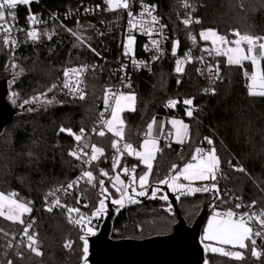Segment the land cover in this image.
Masks as SVG:
<instances>
[{"label": "trees", "instance_id": "obj_1", "mask_svg": "<svg viewBox=\"0 0 264 264\" xmlns=\"http://www.w3.org/2000/svg\"><path fill=\"white\" fill-rule=\"evenodd\" d=\"M159 5L165 21L169 25L171 43L179 41V52L187 47L188 30L178 20V10L172 6L175 0H153ZM86 2L94 0H45L39 8L50 11L78 10ZM199 15L200 30L214 29L221 35L232 37L231 30L264 36V0H202ZM47 32L40 31L37 41H32L22 35L13 47H0L5 55H15L24 65L25 73L14 83L8 101L14 108L35 92L44 91L54 84L64 69L84 64L88 61L107 59L105 69L111 70L118 58L122 56L123 15L121 12H106L86 16L77 23L66 21L44 26ZM42 28V29H43ZM79 30H76L78 29ZM41 29V30H42ZM71 30V31H69ZM79 31L84 36H73ZM76 33V32H75ZM80 37V39H77ZM83 41V43H82ZM90 45L91 47H88ZM95 49V52L92 51ZM99 53V55H96ZM179 54V53H178ZM178 54L173 55V47L166 57L155 67L152 74L137 76L133 92L136 93L134 111L124 112L126 124L124 139L134 148L140 139L145 137L148 124L157 116L166 120L171 113L165 106L169 99H192L199 110L184 120L189 125L190 139L183 144L172 143L171 146L161 143L153 163L152 174L149 176L150 185L170 174L172 165L182 167L191 157L194 149L199 147L209 150L208 137L213 140L221 161V170L227 178L219 179L221 189L220 203L213 202L210 213L214 208L230 207L228 193H234L244 201H257L256 207L264 208V97L251 96L248 93V79L244 75L249 63L241 68L228 65L226 60H220V79L213 95L203 94V81L197 74L196 67L191 65L182 75L175 73V63ZM6 58L0 59V69L5 65ZM264 67V61H261ZM183 78L182 82L179 79ZM114 81L107 75L88 77L87 92L84 100L70 99L56 87L53 91L60 98V105L47 110L18 113L13 122L0 136V191L16 192L22 200L33 201L35 222L33 229L37 232L42 256H36L26 246L19 250L22 257L14 254L13 264H84L83 241L81 227L69 223L65 208L47 211L45 193L47 190L62 184L67 178L74 176L78 170V160L69 155L75 139L60 128H70L75 133L80 129L90 130L99 120L100 109L104 104V90L113 85ZM17 97L12 101L11 97ZM145 129V130H144ZM143 131L141 136V132ZM114 136L106 132L97 136L95 142L103 149L102 157L94 164L96 170V186L85 191L86 205H77L74 198L67 200L69 207L79 208L80 213L92 219L91 213L96 208L95 194L101 180L99 167L102 165L109 174L112 173L108 160L112 152ZM31 152L32 156L28 153ZM129 159H132L129 157ZM128 159V160H129ZM243 166L253 179L242 172L234 171L229 166ZM127 159L122 162L125 165ZM144 170L138 167L135 175ZM253 180L260 181V187ZM108 192L118 194L112 187V180H107ZM158 186V185H157ZM211 193L201 192L189 199L197 203L193 212L197 213L208 202ZM183 200V199H182ZM137 203H129L115 210L113 218V239H147L153 236L169 234L178 221L175 214L165 210L169 205L160 198H139ZM222 201H228L224 203ZM183 216L187 223L184 209ZM200 210V211H201ZM75 217L78 218V213ZM24 219V218H23ZM26 223V221H25ZM101 222L92 219L90 225L98 230ZM24 224L13 222L0 217V255L5 248L4 237L17 236L23 233ZM7 233V235H5ZM66 241H72L70 249H66ZM250 245V243H248ZM244 260L224 256L208 250L209 264H260L251 255L250 246L243 251Z\"/></svg>", "mask_w": 264, "mask_h": 264}, {"label": "snow or ice", "instance_id": "obj_2", "mask_svg": "<svg viewBox=\"0 0 264 264\" xmlns=\"http://www.w3.org/2000/svg\"><path fill=\"white\" fill-rule=\"evenodd\" d=\"M31 3V0H0V38L3 40V44L5 46H15L16 40L11 38V31L14 27V24L9 23V19L11 21H15L16 14L15 9L18 5L24 4L28 5ZM106 3L111 7L113 0H106ZM116 7L123 8V9H129L130 3L129 0H119ZM184 7L189 8L191 7L190 4L187 3V0H184ZM145 12L147 15L151 16V20L153 23L158 22V18L156 16L152 15V10L154 8L150 9L148 6H144ZM129 17L133 16V13L131 11L128 12ZM144 13H141V16H143ZM29 20L32 24H36L39 21L37 18L33 15L29 17ZM182 23L185 26L191 25L193 23H200L199 19H194L191 14H188V17L183 19ZM130 27H136L135 24L132 23V20H129ZM163 27V26H161ZM71 31V30H69ZM73 36H76V33H72ZM28 37L35 40L38 38V33L33 30L27 33ZM232 36L236 37L235 39H229L226 35L219 34L214 29H206L202 30L199 33L200 38L203 41H211L212 48H204L202 49L203 52H207L209 55H212L213 52L216 56H223L226 58V63L230 66L235 65L239 66L241 68L244 67V62H250L252 65V71L249 73L247 70H245L244 75L248 79L247 88L248 93L251 96H261L264 97V67H261V61H264V36L260 35H252L249 33L241 34L239 31L234 30L231 33ZM77 39H80V37H77ZM190 39H192L193 43H196V37L190 36ZM134 42V37L129 35L127 39V44L125 46L124 54L128 55L133 51L132 45ZM83 43V41H82ZM153 45H156L158 47V42L153 40ZM179 41L174 42L173 46V55L176 54V47L178 46ZM88 47H91L88 45ZM259 49V51H257ZM93 52H95V49H92ZM96 55H99V53H96ZM155 59H158L159 57H154ZM200 61L204 60V57L201 56L199 58ZM186 60L191 61L192 57L190 52L186 54ZM133 65L137 63L135 59L132 60ZM184 63V61L177 60V67L176 71L182 72L183 68L181 67V64ZM11 67L13 69H16L17 65L15 63L11 64ZM92 68L95 69V65L89 66V65H81L78 68H66L63 71V75L65 77V81L62 85L63 89H66V94L72 95L74 98H78L80 100H84L86 97V92L82 85L84 84L82 77L84 73L89 69ZM122 68L126 67L124 65L121 66ZM213 68H215V72H213ZM208 72L210 76L214 80L220 79V73H219V65L218 63L216 65H209L208 66ZM198 72H201V69H197ZM23 73V69H19L18 72L13 73V81H15L16 76ZM121 81L123 83L124 77H121ZM123 86L125 88H130L131 85L128 83H124ZM57 87L56 84H52L46 92H42L37 96H34L32 98L33 101H39L41 97H47V93L53 91ZM211 91L213 94L215 93V88L211 89H205V92ZM15 95V93H13ZM135 94L134 93H124L119 90H114L113 88H106L104 90V111L101 112V121L104 126L107 127V130L109 132H113L115 136L119 137L120 140H123V121L120 118V113L124 111V106L122 105V101L130 102V110H135L134 107H131V105H134L135 102ZM25 104L29 103V101H25ZM46 103L51 104L53 103V100L47 99ZM176 103L174 100H170L168 102V106H173ZM185 104L191 105L192 100H185ZM29 111H32V109H29ZM110 111L111 119H105V113ZM188 116H192V111H187ZM114 122H118V126L114 127ZM157 121L155 118L151 123L147 126V132L145 133V139L141 145V148L143 151L137 150L133 147L131 143H124L123 149L127 151L128 155H136L140 161L145 165L146 171L143 172V174L139 175V188L141 189L139 192H137L136 188L132 185L136 182L137 177L135 175L131 176V179L126 184L124 180H121L120 174L117 173L114 177H112V187L116 189L117 192L120 193L119 199H113L112 203L115 205H119L120 207L124 206L125 200H127L130 203H137L138 201L135 199V196H146L148 195L146 186L149 183V176L152 174L153 170V161L156 159V154L162 149H160L157 146V142L155 139H151L153 135V125L156 124ZM171 124L173 125V128L175 129V137L176 142L179 144H183L185 142V139H190L188 135V128L189 125L185 124L183 121L180 120H172ZM96 129H93V132H95ZM60 132H67L69 135L73 136L75 141L79 144V142L82 141L84 138V129L81 128L79 134L73 132L72 129L60 128ZM98 135L103 136L105 135V131L101 129L98 133ZM169 135H172V133H169ZM205 140H207L209 145L213 144V141L205 137ZM119 141L113 140L112 147L116 149L120 155H123V152L118 147ZM171 145H169L170 147ZM89 147V144L85 142L82 146L78 148V150H72L69 152V155L73 156L77 160H80L82 157L87 156L88 159L84 162L86 164H91L92 161H95L98 159L97 154L103 155V149L97 147L96 145H91V154L89 155L88 152L85 151L86 148ZM29 156H32V153H28ZM229 166L233 168L234 171L242 172L246 176L249 177V179H253L251 175L247 172V170L243 166H237L233 165L231 161L228 162ZM220 158L216 154L215 147L210 148L208 151H205L202 148H195L193 154L191 155L190 162H187L183 165L181 168L178 165H172V169L170 170V174L166 176L164 179H161L158 181V184L161 185H167L168 188L172 190L174 193H179L180 195H186L190 193H197V192H205V193H212L215 199H222L221 198V189L219 186V179L220 178H227L225 174L222 172L220 168ZM119 166V162L116 157L113 158V170H115ZM121 171L125 175H129L130 172H135V166H133L131 169H129L127 166L123 167ZM101 176H108L109 173L105 170H100ZM82 177L87 178V182L89 184H92L93 181L96 179V177L93 175L92 171H84L82 173ZM82 177H78L76 181H73L69 183L66 187H63V191L67 192L68 189H72L75 184L78 183L79 179ZM181 180L187 181L188 183H182ZM204 182L199 187H193L192 184L194 182ZM254 183H256V186L260 187V181L253 180ZM101 192L106 193L107 188L104 187V180L101 179L98 181ZM117 184L120 185V187H117ZM95 186V185H93ZM131 189V193H129L128 189ZM262 192H264V188H260ZM56 191H61L60 188L55 189L53 192H50L48 195L54 196ZM158 191H161L158 187H153L151 192V197L155 198L156 193ZM105 199H107V196H105L103 199H100L98 201V207L91 213L92 217H98L102 213L106 211L105 206ZM161 200H167V194L160 196ZM177 199H179V196H177ZM237 200H240V197H236ZM79 203V201H77ZM224 203H227L228 201H222ZM31 202L24 201L19 198V194L16 192H11L8 194H5L4 192H0V217H4L5 219H8L13 222H19L20 224H24L25 227L23 228V235L27 239V248L34 253L36 256H42L43 252L41 251V248L39 246V241L37 239V233L29 232V229L33 227L32 222L25 223L24 219L22 218L24 214L30 213L32 211L31 207L29 206ZM257 205V201L253 200L250 204L244 205L243 203H237L235 205V209H228L223 213L216 212L214 213L213 217L208 222V228L205 231L204 240L213 241L216 242L219 245H230L232 248H236L238 246L239 249H248L250 246L251 255L255 257H260L261 252L257 251V240L256 237H264V232H261L260 230H255L250 226L252 221H257L261 226H264V208H261L259 212L255 211ZM54 207H62L66 209V212L68 214V220L69 223H72L74 225H78L81 227V230L84 231V234L80 236V240L83 241V259L85 260V264H87V255L89 251V243L87 237L89 235H94V231L92 227H86L85 225L91 224V219L86 218L83 214L80 213L79 208L69 207L66 204H61L60 199L57 197L53 201H51L47 205V211L51 212ZM241 208H246L247 211L239 212L237 210ZM72 213H78V218H73ZM2 231V229H0ZM7 235V233H5ZM245 241H249V244H246ZM72 241H66L64 244V247L66 249H70L72 246ZM11 243H9L8 247H11ZM206 249H209L212 252H218L224 256L234 258L238 261L244 260V253L241 251H233V250H226L224 247H213L211 245H205ZM17 255H20V253H17ZM7 264H13V261L9 259L7 261Z\"/></svg>", "mask_w": 264, "mask_h": 264}, {"label": "built area", "instance_id": "obj_3", "mask_svg": "<svg viewBox=\"0 0 264 264\" xmlns=\"http://www.w3.org/2000/svg\"><path fill=\"white\" fill-rule=\"evenodd\" d=\"M45 0H31V3L28 5L20 4L17 6V8L14 10L16 14V19L15 21H11L9 19V23L14 24V27L11 31V38L15 39L16 42L19 41V38L22 35H25L28 37L27 33L30 31L35 30L38 33V38L33 40L29 38L32 41H37L40 37V31L41 29L49 24H54V23H65L66 21H75L77 23L81 22L83 18L86 16L90 15H95L99 14L102 10H105L106 12H121L123 15V42H122V56L118 58L117 62L115 63V66L111 68V70L107 71L105 69V65L107 63V59L100 61H88L84 64L81 65H95V69L93 70L91 67L84 73L81 79H83L84 84L82 87L84 88L85 92H87V83H88V77L90 76H103L107 75L111 77L114 81V84L109 86L108 88H113L114 90H119L124 93L127 92H133L134 89V84L136 81V78L140 74H152L155 70V67L166 57L168 51L174 46V43H171V34H170V29L168 23L164 19V15L162 14V11L157 4V2L153 0H129L130 3V8L129 9H123V8H118L116 7L117 3L119 0H113V3L111 7L106 3V0H94V3L91 2H86L80 6L78 10H65V11H50L47 8H39V6L44 2ZM202 0H187V3L191 5L189 8L184 7V0H175L171 4L174 6L179 13L178 15V20L179 23L188 30L187 34V47L185 49H182V51L179 52L176 63H175V73L177 75H182L186 72L189 66L194 65L197 69H201V72L197 71L198 76L200 79L203 81V94L206 96L213 95L211 91L205 92V89H211L215 88L216 92V86L218 80H214L209 72H208V66L209 65H216L220 60H223L226 58L223 56H216L215 53L213 52L212 55H209L207 52H203L202 49L204 48H212V43L211 41H203L199 33L202 31L200 30V25H201V17L199 15V9L201 5ZM148 6L150 9L154 8L152 10V15L156 16L158 18L157 23H153L151 20V16L147 15L145 12L144 6ZM131 11L133 13L132 17H129L128 12ZM141 13H144L143 16H141ZM191 14V16L194 19H199L200 23H193L191 25L185 26L182 21L183 19L188 17V14ZM35 16L37 20L39 21L36 24H32L29 20L30 16ZM129 20H132V23L136 25V27H130L129 25ZM163 26V27H161ZM237 31V30H236ZM244 34V33H241ZM131 35L134 37V42L132 45L133 51L129 53L128 55L124 54L125 51V46L127 44V39L128 36ZM190 36H195L196 37V43L194 44L192 39H190ZM236 37L232 36L231 39H235ZM155 40L158 42V47L156 45H153L152 41ZM0 42H3L2 38H0ZM259 51V49H257ZM190 52L192 60L189 62L186 60V54ZM203 56L204 60L200 61L199 57ZM154 57H159L158 59H155ZM135 59L137 63L133 65L132 60ZM177 60L184 61V63L181 64V67L183 68L182 72H177L176 67H177ZM245 63H250V62H244ZM81 65L77 66H72L68 68H78ZM124 65L126 67L122 68L121 66ZM245 70L248 71V68ZM213 72H215V68H213ZM219 73H220V68H219ZM124 77V81L122 83L121 77ZM65 81V77L62 74L60 77L57 79V81L54 83L57 85V88L59 91L67 96L70 99H76L70 94H66L67 90L62 88V85ZM183 78L180 77L179 82H182ZM124 83H128L131 85L130 88H125L123 86ZM11 95V90L9 93V97ZM8 97V98H9ZM17 97L14 95L11 97L12 101H16ZM170 100L176 101V103L173 106H168V102ZM185 100L189 99H180V98H172L169 99L166 103L165 109L166 111L171 113V117L174 118H182L185 119L187 117H192L198 110L199 107L193 103L191 105H187L184 103ZM105 105L100 109V114L101 112L104 111ZM191 110L192 111V116L187 115V111ZM110 115V111L105 113L104 118L107 119V117ZM165 120V119H164ZM153 121V120H152ZM151 121V122H152ZM150 122V123H151ZM96 129L95 132H93V129ZM103 129L105 130V126L103 125L101 121V116L99 115V120L97 124L93 127H91L90 130H84V138L82 139L79 144L75 141L74 146L72 150H78L80 146H82L85 142L89 144V147L85 149L86 152L91 154V145H96L95 138L98 135L97 133ZM163 132L160 135L159 138V145L161 143H164L166 145H171L174 143L172 141V135H169V133H172L170 130L167 129V120L165 127L162 130ZM79 134V133H78ZM212 140V139H211ZM213 141V140H212ZM124 143H129L128 140L119 139V144L118 147L121 149L123 152V155H120L112 147V152L110 155V158L108 160L109 166L111 167L112 173L109 174L108 176H101V179L105 180V178L108 180L114 177L117 173L120 174V177L122 176L123 172L121 169L126 166L121 167L122 162L125 159H129L130 155L127 154V151L123 149V144ZM210 148L216 146L213 142L212 145H209L208 142H206ZM98 147V146H97ZM71 150V151H72ZM217 154V151H216ZM218 155V154H217ZM98 159L95 161H92L91 164H86L84 161L88 159L87 156L82 157L80 160H78V165H77V172L74 176L67 178L62 184L51 188L46 191L45 193V207L47 208V205L53 201L55 198H59L61 201V204H66L67 205V200L74 198L75 201L77 202V205H86L85 201V191L90 188H94L96 186V179L93 181L92 184H89L87 182L86 177H82V173L84 171H92L93 175L96 177V170L94 168V164L98 162V160L102 157L99 153L97 154ZM116 157L119 166L113 170V158ZM191 157L189 158L188 162H190ZM154 163V162H153ZM221 168V164H220ZM104 168L102 165L99 167V171ZM100 173V172H99ZM78 177H82L79 179L78 183L74 185L72 189H68L67 192L63 191V187H66L69 183L76 181ZM105 177V178H104ZM106 180V181H107ZM112 180V179H111ZM113 182V181H112ZM95 185V186H93ZM60 188L61 191H56L54 196L48 195L50 192H53L55 189ZM2 192V191H0ZM5 193V192H4ZM7 194V193H5ZM228 201L230 204L229 208L222 209L220 213L225 212L228 209H235V205L237 203H243L244 205L250 204L247 201H244L241 197L240 200H237L236 194L229 192L228 193ZM24 201H29L30 207L32 211L30 213L24 214L23 218L26 223L28 222H35V216L33 215V201L31 199L29 200H24ZM53 209H62V207H54ZM261 208L256 207L255 211L259 212ZM239 212H244L247 211L246 208H241L237 210ZM72 217H75V214L72 213ZM34 224V223H33ZM254 231L255 230H260L261 232H264V226H261L257 221L253 220L251 225H250ZM29 232H36V230L29 229ZM5 241V248L3 253L0 255V264H7V261L11 259L13 261V256L14 254L17 255V253H20V255H17V257H22V252L19 250L20 247L26 246L27 247V239L23 235V233L17 235V236H12V237H4L3 238ZM257 240V251L261 252L260 257H256V259L260 262V264H264V237H256ZM9 243H11V247H8Z\"/></svg>", "mask_w": 264, "mask_h": 264}, {"label": "water", "instance_id": "obj_4", "mask_svg": "<svg viewBox=\"0 0 264 264\" xmlns=\"http://www.w3.org/2000/svg\"><path fill=\"white\" fill-rule=\"evenodd\" d=\"M179 53V46L176 47ZM10 86L8 78L0 79V136L20 112L8 101ZM166 124V119L164 120ZM134 157V155H130ZM166 194L177 216V223L166 235L153 236L147 239H113L114 204L108 200L109 211L101 227L94 235L89 236V264H206V251L201 242V235L215 199L205 204L193 224L189 225L179 207L177 194L167 185H158ZM150 187L148 195H151Z\"/></svg>", "mask_w": 264, "mask_h": 264}, {"label": "rangeland", "instance_id": "obj_5", "mask_svg": "<svg viewBox=\"0 0 264 264\" xmlns=\"http://www.w3.org/2000/svg\"><path fill=\"white\" fill-rule=\"evenodd\" d=\"M76 30H79V28L78 29H76ZM234 30H237V29H233V30H231V33L234 31ZM239 31V30H238ZM41 32L42 33H44V32H47V29H45V28H43L42 30H41ZM76 32V34L77 35H79V36H84L83 34H81L79 31H75ZM240 32V31H239ZM240 33H246V32H240ZM249 34H251V33H249ZM252 35H254V34H252ZM228 38H231V36L230 37H228ZM5 57L6 58V61H5V65H4V67H3V69L1 70L0 69V79L1 78H8V80H9V86H10V88H12L13 87V85H14V83L21 77V75L22 74H24L25 73V67H24V65H23V63L15 56V55H12V54H9V55H5V50L2 48V47H0V59H1V57ZM12 63H15L16 65H17V67H16V69H13L12 67H11V64ZM23 69V73L22 74H20V75H18V76H16V79H15V81H13V73L14 72H18L19 71V69ZM251 71H252V65L249 63V67H248V72L249 73H251ZM249 82V81H248ZM42 92H44V91H42ZM41 91H39V92H35V93H33L31 96H29L27 99H25L24 100V102L27 100V101H29V103H27V104H25L24 102L21 104V106L19 107V109H20V113H30V112H33V111H40V110H47V109H50V108H52V107H55V106H57V105H60V103H61V101H60V98L56 95V94H54V93H52V94H50V93H47V97H41V99L39 100V101H33L32 100V98L34 97V96H37V95H39L40 93H42ZM127 93H134L135 94V97H136V93L135 92H127ZM126 93V94H127ZM47 99H51V100H53V103H51V104H48V103H46V100ZM122 105L124 106V111H122L121 113H120V118H121V120L123 121V139L126 137V135H125V129H126V124H125V120H124V112H127V111H133V110H130V102H126V101H122ZM131 107H136V99H135V102H134V105H131ZM29 109H32V111H29ZM19 113V114H20ZM164 116H157L155 119H157V120H164ZM107 119H111V116L109 115L108 117H107ZM180 120V121H183L185 124H187L188 125V123L184 120V119H182V118H174V117H168V120H167V123H168V126L170 127V128H172V141L173 142H176V137H175V129L173 128V125L171 124V121L172 120ZM118 126V122H114V127H117ZM145 129H147V127L145 126ZM144 129V130H145ZM105 130H107V127L105 126ZM169 130V129H168ZM108 131V130H107ZM109 132V131H108ZM163 131L161 130V133H162ZM115 138H114V140H118L119 141V137H117V136H115L114 135V133L113 132H110ZM142 133H143V131L140 133L141 134V136L140 137H143V135H142ZM145 134V133H144ZM158 135H159V133L158 132H156L155 131V129H154V127H153V135H152V137H151V139H155L156 140V142H157V145H158ZM146 137H143L142 139H140V141H139V143H138V146L136 147V149L137 150H140V151H143V149L141 148V145H142V143H143V141H144V139H145ZM185 142H187V140L185 141ZM188 162V161H187ZM186 162V163H187ZM127 163V162H126ZM129 164H128V166L130 165V166H135V172H136V170H137V168L138 167H143L144 168V170L141 172V173H139L138 174V176H137V185H138V187H139V180H138V177H139V175H141V174H143V172L144 171H146V168H145V165L140 161V159L135 155L134 157H133V159H131L129 162H128ZM133 163V165H131ZM140 163V164H139ZM175 165H177V164H175ZM183 167V166H182ZM181 167V168H182ZM132 175H135V173H133V174H131V176ZM105 178V177H104ZM123 178L125 179V183L127 184L128 182H129V180H130V175H125V174H123ZM128 178H129V180H128ZM107 179L105 178V180H104V187L105 188H107L106 187V185H107V181H106ZM121 180H123V179H121ZM181 182L182 183H188L187 181H183V180H181ZM198 183H194V184H192V186L193 187H199V186H201V184L202 183H204V182H199V181H197ZM157 185H161V184H158V183H156L155 185H150V184H148L147 186H146V189H147V192L150 190V187L151 186H154V187H158L159 189H161L159 186H157ZM133 187H134V184L132 185ZM137 192H139L141 189L140 188H137ZM171 190V189H170ZM128 191H129V193H131V189L129 188L128 189ZM172 191V190H171ZM174 193V192H173ZM198 193H201V192H197V193H190V194H186V195H180L178 192L177 193H175V194H177V196H179V200H181V207L184 209V212H185V216H186V219L188 220V222L190 223V224H193V222L195 221V219H196V217L198 216V214L201 212L200 210L197 212V213H194L193 212V210H194V208L195 207H197V203H194V202H189V201H187L186 199H189V198H191V197H193V196H196V194H198ZM166 193L161 189V191H158L157 193H156V197L155 198H160V196H162V195H165ZM212 194V193H211ZM105 196H107V199H105V206H106V211L104 212V213H102L100 216H98V217H92V219H96V220H99L100 222H101V224H100V227H101V225H102V223H103V221H104V219L106 218V216H107V213H108V211H109V208H108V205H107V202H108V200H110L111 201V203H112V200L113 199H119L120 198V193L118 192V194H113V196L108 192V189H107V192L106 193H103L102 194V192H101V188H100V185L98 186V188H97V192H96V194H95V200H96V208L99 206L98 205V201L100 200V199H103ZM212 196H213V194H212ZM141 196H135V199L136 200H139V198H140ZM143 197H145V196H143ZM142 198V197H141ZM183 199V200H182ZM213 199H215V197L213 196ZM212 199V200H213ZM162 201H164V202H167L169 205H167L166 207H165V210L166 211H168L169 213H171V214H174L173 213V209H172V206H171V204H170V202H169V199H167V200H162ZM215 205H217L218 203H220V200H218V199H215ZM130 202H128L127 200H125V202H124V206L125 205H127V204H129ZM209 203V202H208ZM95 208V209H96ZM114 208H115V210L117 209V208H121L119 205H115L114 204ZM95 211V210H94ZM221 211V209H219V208H214L213 209V212L208 216V219H207V221H206V224H205V226H204V229H203V232H202V235H201V242H202V244L204 245V247H205V245H211V246H213V247H224L226 250H233V251H241V252H243L245 249H239L238 248V246L236 247V248H232V246H230V245H219V244H217L216 242H213V241H208V240H204L203 239V237H204V234H205V231L207 230V228H208V222H209V220L213 217V215H214V213H216V212H220ZM23 218V217H22ZM92 219H91V222H92ZM177 223V220H175V224ZM174 224V225H175ZM99 227V228H100ZM99 230V229H98ZM98 230H95V229H93V231H94V233H97V231ZM89 236H91V235H89ZM88 236V237H89ZM87 237V238H88ZM245 243L246 244H248V243H250L249 241H245ZM208 250H210V248L209 249H206V247H205V251H206V264H209L208 263V258H207V254H208ZM87 257H88V255H87ZM231 258V257H230ZM234 259V258H233ZM85 264V263H84ZM87 264H89L88 262H87Z\"/></svg>", "mask_w": 264, "mask_h": 264}, {"label": "crops", "instance_id": "obj_6", "mask_svg": "<svg viewBox=\"0 0 264 264\" xmlns=\"http://www.w3.org/2000/svg\"><path fill=\"white\" fill-rule=\"evenodd\" d=\"M156 121H157V123L156 124H154L153 125V127H154V129H155V131L156 132H158L159 133V135H158V147H159V138H160V135H161V130H163V128L165 127V124H164V120H157V119H155ZM167 129H169V130H171L172 131V128H170L169 126H168V123H167ZM188 135H189V128H188ZM186 140H188L187 138L185 139V141ZM174 143H177V142H174ZM179 144V143H178ZM157 155V154H156ZM135 156V155H134ZM132 159H133V157H131ZM131 159H129V160H127V163H126V166L129 168V169H131L133 166H128V162L130 161ZM154 162V161H153ZM140 164V163H139ZM131 165H133V163L131 164ZM135 173V172H134ZM124 174V173H123ZM123 174H122V176L120 177L121 179H123L124 181H125V179L123 178ZM131 174H133V173H131L130 172V179H131ZM136 176V175H135ZM128 180H129V178H128ZM194 183H198V182H194ZM193 183V184H194ZM117 187H120V185L119 184H117ZM134 187L136 188V190H137V188H139L138 187V185H137V180H136V182L134 183ZM138 191V190H137ZM148 193H149V191H148ZM141 198V197H140ZM143 198V197H142Z\"/></svg>", "mask_w": 264, "mask_h": 264}]
</instances>
